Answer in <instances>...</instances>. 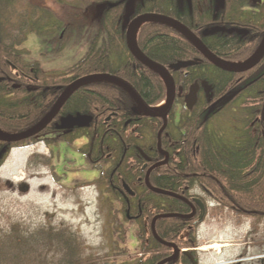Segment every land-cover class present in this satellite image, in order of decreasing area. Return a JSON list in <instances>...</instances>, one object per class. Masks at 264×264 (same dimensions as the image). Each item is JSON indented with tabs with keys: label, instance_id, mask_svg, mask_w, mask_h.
<instances>
[{
	"label": "trees",
	"instance_id": "obj_1",
	"mask_svg": "<svg viewBox=\"0 0 264 264\" xmlns=\"http://www.w3.org/2000/svg\"><path fill=\"white\" fill-rule=\"evenodd\" d=\"M249 3V0H0V132L13 135L34 126L51 109L63 88L92 74L121 77L148 105L163 101L166 88L160 76L135 60L125 45L127 20L142 13L174 18L199 35L218 57L230 63L245 62L256 52L264 36V0L255 12L247 10ZM20 5L24 8L16 12ZM52 7L61 13L57 14ZM91 24L97 25L99 33L85 55L64 71L46 72L39 61L29 57V51L18 48L28 34L48 38L64 28L70 33ZM218 26L224 29L210 31ZM231 27H236L233 32L228 31ZM136 43L146 56L163 65L196 53L179 32L157 21H147L138 27ZM205 65V75L198 70L194 78L208 83L207 89L212 91L209 104L226 105L209 106L203 117L186 126L189 133L193 131L189 145L195 153L187 156L182 153L179 158L171 156L169 165L153 170L150 183L189 201L193 196L191 187L198 185L219 207L238 215L264 218V58L241 74L221 70L207 61ZM219 93L221 101L215 100ZM252 101L254 105L250 106ZM94 104L102 118L109 112H124L123 107L130 110L134 107L131 96L117 84L106 81L84 84L65 101L44 131L19 142L0 141V165L12 148L30 145L40 135L54 131L59 117L87 114ZM105 130V135L102 130L98 133L95 153L89 147L81 151L99 158L104 156L110 135ZM77 137L75 132L66 140L71 144ZM112 143L114 164L120 162V168L130 164L140 167V158L132 154L126 143L123 145L119 138ZM124 147H127L125 155ZM161 159L158 155L153 162ZM135 178L127 179L131 182ZM140 183L142 187L133 190L134 196L125 194L118 200L120 193L113 191L111 198L119 201L118 208L137 215L140 249L137 259L130 264H157L171 255L172 248L154 239L151 219L166 213L189 214L191 209L177 198L151 192L142 180ZM185 184L189 188L185 189ZM109 208L111 211L112 207ZM199 224L196 217L159 218L155 221V232L160 239L180 249L194 248ZM77 245L76 238L67 230L65 233L46 226L30 233L19 222H13L0 231V264H83L80 258L74 259ZM56 249L64 253V262L57 259L50 263L47 259ZM69 256H73L72 260ZM165 264H190V261L181 255Z\"/></svg>",
	"mask_w": 264,
	"mask_h": 264
},
{
	"label": "rangeland",
	"instance_id": "obj_2",
	"mask_svg": "<svg viewBox=\"0 0 264 264\" xmlns=\"http://www.w3.org/2000/svg\"><path fill=\"white\" fill-rule=\"evenodd\" d=\"M22 8L20 5L16 12ZM51 9L61 13L58 8ZM64 30L48 38L28 34L18 48L29 51V57L39 61L44 71H64L85 55L98 27L91 24L70 33ZM51 145L49 149L57 153L50 161L45 158L50 152L42 143L29 145L24 153L12 148L0 166V231L13 222L30 233L52 226L76 238L74 259L80 258L83 264L135 261L140 248L136 222L119 216L117 222L109 208L116 210L117 204L109 195L101 202L92 187L78 186L82 170H89L93 178L97 175L78 153L79 142ZM190 193L201 198L206 207L195 232L199 264H234L238 259L242 264H264V218L219 207L197 187ZM213 244L219 246L209 248ZM63 258L59 249L47 255L50 263L57 259L64 262Z\"/></svg>",
	"mask_w": 264,
	"mask_h": 264
},
{
	"label": "flooded vegetation",
	"instance_id": "obj_3",
	"mask_svg": "<svg viewBox=\"0 0 264 264\" xmlns=\"http://www.w3.org/2000/svg\"><path fill=\"white\" fill-rule=\"evenodd\" d=\"M249 2L250 3H249V6H247V10L255 12L257 10V5H260L263 2V0L261 1V3H257V4H253L251 0H249ZM130 20L131 19L127 20L126 28ZM223 27L218 26L216 28H220L223 30L224 29ZM235 28L236 27H231L228 29V31L233 32ZM208 31L209 30H205L204 32L207 33ZM238 31L245 32L246 30L238 29ZM103 34L106 35L108 33L104 32ZM257 51L258 49L256 50L255 53H257ZM189 55L190 54L184 55L182 59H179L176 62L192 61L194 62L193 64L188 65L186 67H181L180 69H172V68L169 69V74L171 75V78L173 79V82H174V94H173L174 97L169 107H166L167 91L165 94V99L161 101L160 103H157L154 105H148L143 100V98L139 95L142 98V100L148 106H150L156 113L163 114L167 110L165 112V120L163 116L149 117L141 113L139 109L137 108L132 97L131 98H132L134 107H132L131 110L129 109L128 106H126V107H123L124 112H120V111L119 112L117 111L109 112L108 114H106L105 118L101 117L98 107L94 104L92 108L90 109L89 113L82 115V116L90 117V122L87 126H84V127L74 126L70 129H60L58 128V126L60 124L61 118L67 117L69 115L75 117L76 115H81V114H75V115L68 114L66 116L59 117L58 120L55 121L54 123L55 130L52 132L47 131L44 135H40L39 137L35 139V141H33L32 144H30V146L43 143L47 151L50 152L49 156L45 158L48 161H50V159L55 158V154L57 152H53L54 150L51 151V149H49V146L53 148L51 144H58V143L62 145L70 144L67 141L69 139L68 137L72 134H75V132H77L78 137L72 143L79 142L78 153L82 155L84 160H86L85 162H87L90 165V167L96 171V174H97L95 178H93L92 177L93 174L92 173L90 174L89 170H86V171L85 169L82 170L80 172L81 179L80 181H78L79 183L78 186L79 187H89V188L92 187L93 191L96 192V194L95 193L94 194L101 202L103 201L105 197H107V195L111 197L112 196L111 192L113 191L120 193V197H118V200H121L123 195L125 194L134 196L135 194L134 191L140 190V188L142 187V183H140L141 180L143 184L145 185L144 180H145L146 172L148 168L151 167L153 164L166 160L164 165L165 164L169 165L171 156L172 157L175 156L179 158L182 153H184L185 156L193 155L195 153L194 150L192 149V145L191 147L189 145V143H191L193 131L189 133L186 130L187 125H191L193 124V121L197 120V118L203 117L205 115V110L209 106L217 107V106L226 105L225 103H216V102H212L211 104L208 103L212 99V91L207 89L208 83H206V81L205 82L201 81L202 78L200 80L197 78H194L198 70H200L205 75V70H206L205 61L207 60L197 50H196V53H193L192 56H189ZM176 62L170 63L165 66L168 67L169 65L174 64ZM235 74H241V73H235ZM185 81L186 82L190 81V82L186 83ZM193 89H194L195 99H194V102L188 106L187 98ZM219 96H220V93L218 96L216 95L215 100L221 101L222 99L219 98ZM162 103L164 104L163 108L159 111L158 110L156 111V108ZM133 109H136V110L132 111ZM56 116L54 117L53 120H55ZM184 118H186V121H184ZM105 128H106L105 130L106 133L110 134L108 136L109 141L107 143V148H106L108 152L107 153L105 152V155L100 156V158L96 157L95 155L94 156L90 154L86 155L84 152H82L81 149L86 150L88 147L90 148V151L93 150L94 153L96 152L95 144H96V139L98 137V133L102 130L103 135H105L104 134ZM114 132H116L115 134L117 135H114L113 134ZM154 132H155V136H154ZM159 132H160V136L158 137ZM66 138L68 139L66 140ZM117 138L121 140L123 145L124 143H126L128 148L129 149L131 148L133 150L132 154H137V156L140 158L139 168L132 166L131 164L129 167L120 168V162L119 163L117 162L114 164L115 157L112 156V149H113L112 140H117ZM53 140H57V141H53ZM183 148H185L186 151L182 152L181 149ZM125 154H127V147L123 148V155ZM38 155L39 154H37L36 157H38ZM158 155H160L162 159L153 162V159L157 158ZM76 160H80V158H76ZM154 169H152L148 175L149 183H150V176ZM141 174H143L142 176L143 179L141 178ZM129 177H132V178L137 177V178H135L136 181H133L132 179V181L129 182V179H127ZM189 186L190 185L185 184L184 188L187 189L189 188ZM126 187L132 192V194L126 191ZM195 187L198 188V186H195ZM195 187H191V190ZM193 198H199V197H196L193 195L190 201H192ZM199 199L204 205L203 200L201 198ZM113 202L117 204L119 201L113 200ZM115 209L116 210L112 209L110 211L111 215H113L114 220L117 221L118 219L117 217L119 216L124 219L126 218V219H131L135 221L137 225V230H136V235H137L140 229L138 219L136 218L137 215L130 214L128 209L123 210L122 207H119V208L116 207ZM194 209H195V213L192 217H196L198 221L201 222L204 216L206 215L205 205H204V213H203L204 215L201 220H199V216L202 211L200 210L199 206L194 204ZM118 210L120 212H116ZM150 224H151V221H150ZM34 230H39V229L34 228ZM178 249H179V254L176 257V259L182 255V256L189 258L190 264L200 263V260L197 258L196 252H195L198 249L197 247L184 248V249H180L178 247ZM172 251H173V248H172ZM234 264H242V261L238 259Z\"/></svg>",
	"mask_w": 264,
	"mask_h": 264
},
{
	"label": "water",
	"instance_id": "obj_4",
	"mask_svg": "<svg viewBox=\"0 0 264 264\" xmlns=\"http://www.w3.org/2000/svg\"><path fill=\"white\" fill-rule=\"evenodd\" d=\"M261 1L262 0H251V2L253 4L261 3ZM147 21H157V22L163 23L167 26H170L171 28H173L174 30L179 32L182 36H184L208 62H210L215 67L222 69L224 71L233 72V73L244 72V71L254 67L256 64H258L260 62V60L264 57V37H263V40H262V42L258 48V51H257L255 57L252 60H250L249 62H244V63H230V62H227V61L221 59L217 55L213 54L202 43V41L196 35H194L191 32L190 29H188L184 24H182L181 22H179L178 20H176L174 18L165 16L162 14H156V13H150V12L142 13V14H139L137 16H134L130 20V22L128 23L127 28H126V32H125L126 47L135 60H137L139 63L149 67L150 69L154 70L155 72L160 74L161 77L164 79L165 84H166V88H167V105H166V107H169V105L171 104L172 99L174 97L173 96V94H174V82H173V80L169 74L168 69H171V68L172 69H180L181 67H186L188 65L193 64L194 62H192V61L176 62L174 64L169 65L168 68H166L162 64H160V63L150 59L148 56H146L137 47L135 41H136V33H137L138 27L142 23L147 22ZM217 30H220V28H212L211 29V31H213V32H215ZM92 81H107V82H112V83L119 85L120 87L125 89L130 94V96L133 98L137 108L139 109V111L141 113H143L149 117L163 116V118L165 120V112L167 110L163 114L156 113L150 106H148L142 100V98L139 96V94L134 89V87L130 83H128L127 81H125V80H123L120 77H117L115 75H111V74H102V73L101 74H92V75H88V76L79 78V79L71 82L70 84H68L62 90L61 94L59 95V97L57 98L56 102L51 107V109L47 112V114L38 123H36L34 126L30 127L29 129H27L21 133L13 134V135H8V134L0 132V141H3V142H19V141L30 139V138L36 136L37 134H39L41 131H43L50 124V122L53 120V118L60 111V109L63 106V104L65 103V101L78 88H80L84 84H87V83L92 82ZM194 99H195V94H194V89H193L187 98L188 106L194 102ZM89 122H90V117H88V116L76 115L74 117V116L69 115L67 117L61 118V121H60L58 128L70 129L74 126L84 127V126H87L89 124ZM159 136H160V132L158 134V137ZM165 162H166V160L160 161L158 163L153 164L151 167L148 168L146 175H145V180H144L146 187L153 193L171 196V197L177 198V199L185 202L187 205H189L191 207L192 211L189 214H180V213L159 214V215L154 216L153 219L151 220L150 230H151V233H152V236L154 237V239L156 241H158L159 243L165 245V246H170L173 248L172 254L170 256L166 257L165 259L159 261L157 264H165V263H168V262L175 260L179 254V249L175 244L166 242V241L160 239L156 235L155 221L159 218H167V217H177V218H181V219H189L195 213L194 204L198 205L200 210L202 211L200 216H199V220H201L203 218V215H204L203 214L204 213V205L199 198H193L192 201H189L185 197H183L179 194H176L174 192L155 187L148 182V175L151 172V170L154 169L155 167L159 166V165L164 164ZM26 189H27V186H25V190ZM126 191L130 192V194H132V192L127 187H126ZM193 264H195V263H193Z\"/></svg>",
	"mask_w": 264,
	"mask_h": 264
},
{
	"label": "bare ground",
	"instance_id": "obj_5",
	"mask_svg": "<svg viewBox=\"0 0 264 264\" xmlns=\"http://www.w3.org/2000/svg\"><path fill=\"white\" fill-rule=\"evenodd\" d=\"M214 28H216V27H214ZM212 29V28H211ZM210 29V30H211ZM217 31H222V29H220V30H217ZM217 31H215V32H217ZM192 32V31H191ZM193 33V32H192ZM194 35H196L195 33H193ZM197 36V35H196ZM184 37V36H183ZM198 38H199V36H197ZM185 38V37H184ZM125 39V38H124ZM186 39V38H185ZM200 39V38H199ZM187 40V39H186ZM201 40V39H200ZM135 41V40H134ZM188 41V40H187ZM202 41V40H201ZM136 42V41H135ZM189 42V41H188ZM190 43V42H189ZM203 43V42H202ZM191 44V43H190ZM204 44V43H203ZM125 45H126V43H125ZM136 45H137V43H136ZM192 45V44H191ZM193 46V45H192ZM138 47V46H137ZM194 47V46H193ZM139 48V47H138ZM129 51V50H128ZM130 53V52H129ZM131 55V54H130ZM255 55H256V53H254L250 58H248L245 62H249L250 60H252L254 57H255ZM132 56V55H131ZM133 57V56H132ZM222 59V58H221ZM263 59V58H262ZM261 59V60H262ZM224 60V59H223ZM261 60H260V62H261ZM226 61V60H225ZM259 62V63H260ZM242 63H244V62H242ZM258 63V64H259ZM141 64V63H140ZM258 64H256L255 66H257ZM143 65V64H142ZM163 65V64H162ZM143 66H145V65H143ZM163 66H165V65H163ZM254 66V67H255ZM147 67V66H146ZM166 67V66H165ZM254 67H252V68H254ZM149 68V67H148ZM166 68H168V67H166ZM252 68H250V69H252ZM250 69H248V70H250ZM222 70V69H221ZM248 70H246V71H248ZM154 71V70H153ZM168 71H169V69H168ZM246 71H244V72H246ZM228 72V71H227ZM157 73V72H156ZM230 73H233V72H230ZM242 73V72H241ZM158 74V73H157ZM111 75H113V74H111ZM159 76H160V78L162 79V81L164 82V84H165V81H164V79L161 77V75L160 74H158ZM116 76V75H115ZM171 76V75H170ZM117 77H119V76H117ZM121 78V77H120ZM122 79V78H121ZM124 80V79H123ZM173 80V79H172ZM126 81V80H125ZM107 82V81H106ZM128 82V81H127ZM112 83V82H111ZM129 83V82H128ZM115 84V83H114ZM119 86V85H118ZM165 88H166V84H165ZM125 90V89H124ZM166 91H167V88H166ZM165 99V98H164ZM163 103L162 104H160L157 108H156V111L158 110H161L162 108H163ZM54 119V118H53ZM13 149H15V148H13ZM18 149V151L19 152H21V153H24L25 151H27L28 150V146L26 145V146H24V147H20V148H17ZM12 150V149H11ZM10 152V151H9ZM9 154V153H8ZM7 157V156H6ZM5 160V159H4ZM4 162V161H3ZM2 162V163H3ZM2 163H1V165H2ZM0 165V166H1ZM162 165H164V164H162ZM159 166H161V165H159ZM159 166H157V167H159ZM156 168V167H155ZM198 186V185H197ZM198 188L201 190V191H203L199 186H198ZM204 193H206L205 191H203ZM206 195L209 197V195L206 193ZM217 205V204H216ZM219 245L218 244H213V245H211V246H209V248H217Z\"/></svg>",
	"mask_w": 264,
	"mask_h": 264
}]
</instances>
